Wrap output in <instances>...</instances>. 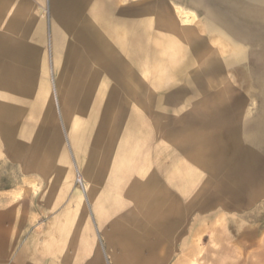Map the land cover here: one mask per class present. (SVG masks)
<instances>
[{
	"label": "rangeland",
	"instance_id": "1",
	"mask_svg": "<svg viewBox=\"0 0 264 264\" xmlns=\"http://www.w3.org/2000/svg\"><path fill=\"white\" fill-rule=\"evenodd\" d=\"M101 1L110 4L115 41L122 30L124 43L139 38L148 49L153 35L163 31L162 22L170 24L175 46L167 52L174 60L167 66L174 70L167 112H152L158 91L152 80L162 67L127 61L117 73L115 63L124 55L115 52L112 59L105 49L96 64L109 70L104 75L119 99L103 138L97 142L96 134L84 135L88 118L79 92L97 65H89L82 49L71 61L74 32L61 23L53 0H14L0 18V38L15 45L17 54L32 53L25 67L34 85L21 106L7 102L8 92L0 90V191H13L19 201L42 199L43 218L75 221L80 234L104 252L103 264H264V0H172L170 17L162 0ZM206 20L238 39L241 49L249 47L240 58L253 81L240 77L238 86L227 65L230 40L214 33V26L205 28ZM119 21L125 25L119 27ZM55 29L61 48L55 46ZM3 57L14 62L12 54ZM237 89L239 105L235 92L231 97ZM243 90L252 96L243 97ZM222 104L223 113H217ZM212 137L217 138L213 145H205ZM128 139L135 141L131 153L117 166ZM219 152L222 161L216 162ZM189 169L197 178L191 194L183 196L168 184L178 180L185 191L195 178ZM166 192L177 205L193 203L175 228L167 222L175 211L166 210ZM152 219L158 233H144Z\"/></svg>",
	"mask_w": 264,
	"mask_h": 264
},
{
	"label": "crops",
	"instance_id": "2",
	"mask_svg": "<svg viewBox=\"0 0 264 264\" xmlns=\"http://www.w3.org/2000/svg\"><path fill=\"white\" fill-rule=\"evenodd\" d=\"M13 1L14 0H0V18L3 16V12L7 10L9 3ZM104 1L107 2V4L111 2L110 0ZM162 2L165 3V8L169 14L167 15L169 17L170 13H172L173 15L174 11L171 7L172 0H162ZM109 15L111 14L109 13ZM164 17L165 16L163 14H158V18L164 19ZM162 24L165 25L161 27L163 31H158V35H153V40L150 48L147 47L148 49H146L143 44L141 50L138 51V56H134L136 59L134 62L135 64L144 66L150 64L152 69H155L157 67L158 71L159 68L162 67V70H160L161 72H159L158 77L154 76L155 79L152 80V88H156L158 90H155L152 95V112L158 114L167 112L166 101H168L171 97L170 90L167 88L169 86L168 80L170 79L168 77L169 75L172 76V74L174 73V70H170L169 68H167V66L174 61L173 59H171L169 54H167V52L169 51V49L174 48L175 42H173V38L170 37V24L164 21L162 22ZM208 25L214 26L215 30L218 33L226 35V37L230 40L229 42L231 45L232 58L231 61L227 63V65L231 68L233 79H236L238 86L241 81L240 77L248 82L253 81L250 72H248L247 68H244L240 58L241 50H249V47H242L241 49L240 41L232 36H229V34H227V32L218 24L214 25L212 22L206 20L204 24L205 28H207ZM29 27V25H26L25 29ZM137 41L140 42L141 40L138 38ZM160 44H162V46L159 47ZM93 47L96 49L95 44H93ZM145 50H150L151 52L148 54L147 52H145ZM89 57L90 54L88 55V58ZM170 60L172 61L170 62ZM131 63L134 64L133 62ZM124 64H127V62H125ZM89 65L94 66V61L90 60ZM130 80L136 83L137 90L142 89V86L139 84V80H137L135 77L134 79L133 77L130 78ZM234 92L236 93V103L238 104V99L240 97L241 91L240 89L232 91V98H234ZM242 96L245 98H249L252 96V94H250L249 90H243ZM232 102H234V100H232ZM224 107L225 106L223 104L221 105V108L217 107V113H223ZM238 107L239 106H237V108ZM5 108L10 109L9 107ZM4 112L6 113V109L4 110ZM8 130L11 131L14 130V128H9L8 126ZM11 132L12 134H15L13 133V131ZM9 134L12 135L10 132ZM0 136L2 139L4 138V135L1 132ZM214 139L217 140V138L212 137L209 142L207 141L205 143V145L212 146ZM221 157H223V154L221 152L216 153L215 161L219 162L220 159L222 161ZM173 170H170L169 174L171 176L174 175L173 177L175 178V175L177 176V173L176 171L173 173ZM186 172L189 173V175L193 174L195 178L191 181H188V185L183 184L184 187L185 185H187L185 191L181 189V182L178 180L171 181L168 184V187L177 189L178 192L183 196L189 195L192 182L197 178V175L190 169ZM183 177L186 178L188 177V175H186L185 173ZM172 179L173 178H171V180ZM176 183L178 184V186ZM13 193V191H0V264H103L102 256L104 257V252H100L97 245L95 244V240H93L90 236L80 234L79 225L75 223V221H72V223H68L70 221L65 220L63 217L56 216L51 218H43L42 199L41 201L36 202H32L28 199L19 201L14 195H12ZM199 193H204V196H206L207 194L204 187H201ZM166 194L170 198L166 210L175 211L173 213L172 211L169 212V221L167 222L168 224L173 225V227L175 228L182 223V220H184L185 218L184 216L186 215L187 209L190 210L193 206V203L189 202L187 204V207H182L181 205L175 204L173 196H171L168 192H166ZM200 202H202V197ZM152 210L155 211L154 209ZM152 222L153 219L147 224L152 225L151 229H146L144 233H148V230L149 232L154 233L155 230H153ZM139 225L143 224L139 223ZM155 233L158 232L155 231ZM143 239L144 236L142 235L140 241Z\"/></svg>",
	"mask_w": 264,
	"mask_h": 264
},
{
	"label": "bare ground",
	"instance_id": "3",
	"mask_svg": "<svg viewBox=\"0 0 264 264\" xmlns=\"http://www.w3.org/2000/svg\"><path fill=\"white\" fill-rule=\"evenodd\" d=\"M53 1L58 17H60L61 19V23L63 25H68L69 28H72L74 32L73 42L75 45L74 50H72V52L70 53L71 61L75 59L78 50L82 49L87 56L90 54L89 59L94 61V63L96 64V62L98 63L97 59L100 55L99 53L102 54L103 50L108 49L107 51L105 50L106 53L105 51H103V53L107 54L112 59H114L113 56L115 57V52H118L120 56L124 55L123 59H120L115 63V68L117 69L115 70V72L117 73L118 68L123 67L124 60L125 62H135L136 59L134 58V56H138V51L141 50L142 43L138 41L133 44H128L127 42L124 43V32L122 30H118L120 39L115 41V39L112 37V28H114L113 26H115L116 24L115 22H113V19L108 13L109 6H107L103 1ZM118 23L119 27L121 25L122 27L123 25H125L123 21H119ZM25 30H28V28ZM55 30V46L57 48H60L62 47V41L59 36V31L57 29ZM26 32L27 31H25V33ZM213 32L217 33L218 35H221L215 29L213 30ZM3 41L4 40L0 38V90L8 92L6 101L11 102L13 104L18 103L21 106V99L32 91L34 85V80L32 78L33 73L30 71V69H27L25 67V65H28L29 63L31 65V61L33 59L32 53L29 50L25 49L24 51L20 50L17 54L16 50L18 48H16V46H11L8 44V42ZM93 44H95L96 49L93 47ZM131 48H133L134 51L130 52L129 49ZM9 54L13 55L14 62L8 63L3 59V56ZM97 67L98 70L93 74L92 78L89 80L87 85L84 86V88L81 90V93L79 92V94H81V111L83 112V115H87L88 118V121L85 123L84 126V135L88 137L91 133L96 134V140L97 142H99L104 136L108 116L112 111V108H114L115 103L119 99V93L117 88L112 87L110 79L104 75V70L107 71L108 69L100 67L99 64L97 65ZM83 72L84 67L78 68L79 75L83 74ZM44 102H46V98L44 99ZM80 124L82 123L80 122L79 125ZM133 124L135 125L137 123L133 122ZM138 125H135V127L138 128ZM133 142L135 141L132 139H128L123 142L119 153V159H117L116 162L117 166L118 164H122V161H125L124 159L127 160V157L131 153L130 150L133 146Z\"/></svg>",
	"mask_w": 264,
	"mask_h": 264
}]
</instances>
